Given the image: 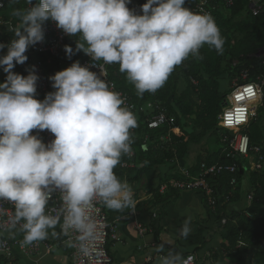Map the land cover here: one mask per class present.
Here are the masks:
<instances>
[{
  "label": "clouds",
  "instance_id": "clouds-1",
  "mask_svg": "<svg viewBox=\"0 0 264 264\" xmlns=\"http://www.w3.org/2000/svg\"><path fill=\"white\" fill-rule=\"evenodd\" d=\"M16 9L19 24L13 38L0 43V201L14 206V214L0 230L19 225L22 247L63 235L67 247L90 257L102 241L105 225L97 218L96 204L110 210L134 208L133 190L114 172L121 157L132 151L134 114L120 94L110 90L99 75L78 61L49 77L54 91L36 98L39 76L35 66L28 74L13 71L23 65L30 46L43 42L45 22L70 37L79 36L76 51L91 61L118 64L139 96L164 86L174 68L198 56L208 45L222 53L224 40L211 15L185 7L186 0H146L140 13L128 7L131 0H27ZM69 58L72 48L65 46ZM33 130H47L54 139L43 142ZM58 196L55 215L46 213ZM0 206V218L7 216ZM22 222V223H21ZM184 219L180 237L191 232ZM59 226L60 232L55 229ZM169 245L170 247H165ZM158 264H192L193 257L172 248L163 239L155 245ZM3 242H0V251Z\"/></svg>",
  "mask_w": 264,
  "mask_h": 264
},
{
  "label": "trees",
  "instance_id": "trees-1",
  "mask_svg": "<svg viewBox=\"0 0 264 264\" xmlns=\"http://www.w3.org/2000/svg\"><path fill=\"white\" fill-rule=\"evenodd\" d=\"M3 1L4 7L0 10V18L4 23L10 22L12 28L19 24V18L13 15L14 10L27 9L30 5L27 0ZM213 4L215 9L212 11V17L224 40L222 53L204 45L199 50L198 56L189 55L180 65L176 66L164 86L155 93L145 92L139 96L134 85L126 79V74L119 71L118 64L107 66L109 79L115 82L119 90L126 92L134 103L149 100L159 103L168 115L175 118V125L178 127L176 131H171L167 125L149 129L145 123V114L135 115L137 126L134 128V132H131L135 151L133 160L135 163H140V173L175 157L181 159L188 148L194 143L198 144L205 134L215 137L216 146L212 150L205 147L204 154L199 156V163L200 161H205L207 164L232 162L225 155L228 147L221 141L222 129L219 126L218 117L228 91L221 90L220 82L225 79L228 82L237 79L230 88L231 90L237 84L254 80L261 71L264 72V5L258 15H253L247 8L246 0H233V4L229 7H226L222 0H215ZM240 15L243 16L236 20ZM235 31L240 33V37L234 36ZM12 38L11 31L4 35L0 34V43L10 41ZM76 41L80 42L78 35L70 37L66 41L67 45L75 52V57L70 58L71 63L86 56L83 51H76ZM35 56L43 61L48 77L61 70L57 59L48 54ZM28 70H30V57L25 64H17L13 69L14 72L25 76L28 74ZM242 72H247L246 80L241 79ZM180 79H183L185 88L178 92L177 84ZM192 81H195L196 84ZM191 92L196 95L194 101L190 100ZM169 131L170 141L165 142L163 136ZM243 132L248 134L252 145L260 146V154L264 158V148L260 144L263 134L257 115L244 128ZM142 145L146 146L142 148ZM250 154L247 160L237 161L238 169L234 173L223 171L214 176L216 189L222 196L232 192L229 199L221 197L218 208L220 206L224 208L230 201L238 200L241 179L248 175L250 168L248 181L249 193L253 195L252 202L256 203L261 199L264 192V173L261 170L263 166L261 169H255L252 162L258 159V156L252 152ZM123 160H125V156L121 157L120 162ZM199 163L190 168L192 173L198 172ZM116 170H121L120 166L116 167ZM177 176L176 172L172 178ZM231 178H235L238 182L236 190H232ZM168 179L160 178L163 182ZM222 217L225 219L223 225L220 223ZM216 224V228L220 229L221 233L227 232L228 235L241 243L232 246L229 253L227 252L234 264L264 263V214L248 217L241 210L228 213L223 211Z\"/></svg>",
  "mask_w": 264,
  "mask_h": 264
},
{
  "label": "built area",
  "instance_id": "built-area-1",
  "mask_svg": "<svg viewBox=\"0 0 264 264\" xmlns=\"http://www.w3.org/2000/svg\"><path fill=\"white\" fill-rule=\"evenodd\" d=\"M215 0H186L185 7H188L191 11L199 14H208L212 16V11L215 9L213 4ZM226 7L233 4V0H222ZM247 8L253 15H258L264 5V0H246ZM146 3V0H131L128 7L135 12L140 13L141 5ZM4 7V1L0 0V10ZM45 38L43 42L30 46L25 55L30 57V69L35 66V71L39 76L37 81L36 96L47 94L54 91L49 80V77L45 71L43 61L36 57L38 54H48L50 57L57 59L58 65L61 70L69 67L72 63L70 58L75 57V52H72L70 58L69 54L65 51L67 45V39L70 36L63 33L62 30L56 28L55 24L48 21L45 22ZM10 41H4L7 44ZM7 52V48L1 50L0 55H4ZM82 66H90V70L96 72L98 75L100 71L105 75L102 77L109 85L110 90L120 94L124 101V106L127 107L133 114L139 115L145 114V123L149 129H157L162 125L169 126L171 131H176L178 127L175 125V118L172 115H168L166 110L161 107L157 102L145 101L142 103H134L130 96L116 87L114 81L109 79L107 66L103 61H91V58L86 55L85 57L77 60ZM264 70V62H263ZM248 77L247 72H242L241 79L246 80ZM237 81V79H236ZM235 81V82H236ZM196 84L195 81H192ZM264 86V72L261 71L254 80L245 81L237 84L233 87L229 94H227L222 102V109L219 115V126L222 129L221 141L228 147L226 151V157H229L232 162L230 163H212L207 164L205 161L199 163V170L195 174L191 172L188 167H181L178 169V176L171 178L168 182L162 183L159 186V192L164 193L169 188L176 191L192 190L199 191L203 194L204 200L207 203L208 208L211 211H216L219 206L221 197L229 199L232 192L222 196L217 189L214 181V176L217 174L228 171L234 173L238 169V160H247L250 157V153H255L258 159L254 160L253 167L255 169H261L264 163L263 155L260 154V146L252 145L248 134L244 133V128L249 124L251 119H254L257 115L259 107L262 105V87ZM250 90V91H249ZM134 132V129H131ZM34 134L40 136L45 143H49L54 139L53 134L47 130L39 131L33 130ZM170 131L163 136L165 142L170 141ZM147 138V137H146ZM133 141V139H132ZM146 145H142L144 148ZM132 151L124 155L125 160L121 161L119 166L121 168H134L136 163L133 160L135 151L133 142L131 144ZM237 180L231 178L230 184L232 190L237 186ZM248 200H253V195L249 193L247 195ZM59 197L56 196L48 208L46 213L55 215L59 208ZM0 206L7 210V216L0 218L3 222H7L9 217L14 214V206L11 202L0 201ZM98 209L97 218L105 225L102 241L99 243L97 249L92 253L90 257H83L76 248H70L71 262L72 264H111L112 258L108 253V241L110 237L114 235L111 233V226L107 219V215L101 204L97 203ZM22 223V222H21ZM220 223L225 224V219L221 218ZM144 229H139L142 232ZM8 233H17L19 236L8 237ZM23 239V232L20 230L19 225L11 231L4 229L0 230V242H3V250L0 251V264H14L16 254L22 253L31 255L37 253L41 247L40 242H34L32 245L22 247L20 241ZM68 239L64 236V241ZM48 247V246H47ZM189 256L193 257L192 264H197V258L194 254H188L184 258Z\"/></svg>",
  "mask_w": 264,
  "mask_h": 264
},
{
  "label": "crops",
  "instance_id": "crops-1",
  "mask_svg": "<svg viewBox=\"0 0 264 264\" xmlns=\"http://www.w3.org/2000/svg\"><path fill=\"white\" fill-rule=\"evenodd\" d=\"M10 29L11 26L7 32ZM0 71V82H3L6 74L2 69ZM224 82L227 87L225 83L221 84L223 91H228L227 89L232 86H228V81ZM184 88L185 85L180 90L177 88L178 92ZM262 91L261 103L263 104ZM45 96L46 94L41 97L36 96V98L43 100ZM204 151V148L199 149V145L196 148L190 146L181 159L175 157L143 173L139 172L140 163L137 161V166L134 168L120 167L119 171L114 169L117 177L121 181H126L132 188L135 206L123 211L110 210L103 206L112 228L111 233L114 235L109 238L107 246L112 258L111 264H158L159 256L167 254V248L163 253L155 251V245L161 243L163 239L171 240L172 248L182 253L184 257L191 253L194 254L197 264H234L228 256L229 249L241 243L227 232L223 231L222 234L214 224L216 225L218 216L222 215L223 211L228 213L241 210L248 217L262 216L264 214V192L256 203L248 200L250 186L248 184V187L244 188L245 178H242L238 200L230 201L224 208L220 206L216 211H211L206 205L203 194L199 191H175L169 188L164 193H160L158 189L159 185L168 182L179 168H192L197 165L199 156L203 155ZM253 163L254 161L252 166ZM116 167L119 168V166ZM263 169L264 167L261 170ZM161 177L169 179L162 182ZM187 217L191 218V232L187 238H183L179 236L178 230ZM139 229L144 230L139 232ZM51 231L49 230L48 239L41 241V247L37 253L26 255L18 252L14 264H72L70 248L65 245L64 236L53 237ZM55 231L60 232L59 226ZM6 236L19 235L8 233ZM165 247L170 246L165 245ZM252 264L264 263L253 262Z\"/></svg>",
  "mask_w": 264,
  "mask_h": 264
},
{
  "label": "rangeland",
  "instance_id": "rangeland-1",
  "mask_svg": "<svg viewBox=\"0 0 264 264\" xmlns=\"http://www.w3.org/2000/svg\"><path fill=\"white\" fill-rule=\"evenodd\" d=\"M12 2H19V1H21V0H11ZM241 16H243V15H240V16H238V18H236V20L237 19H239V17H241ZM10 28V22H7V23H4V22H2L1 21V18H0V31H2L0 34L1 35H4V34H6L7 33V29H9ZM242 35V34H241ZM234 36H236V37H240V33H238L237 31H235L234 32ZM223 65H225V62H223ZM1 72V71H0ZM226 81H227V79H225ZM224 80V81H225ZM223 80L220 82V88H221V90L223 91L224 89L222 88L223 87V85H221V84H226V82H224ZM235 81H236V79H233V80H231L230 82H227L228 83V86L230 85V86H232L234 83H235ZM178 89L180 90V89H182V87L185 85V83H184V81H183V79H180L179 81H178ZM226 87H227V84L225 85ZM225 87V88H226ZM177 89V90H178ZM263 94H264V86H263ZM228 90V94L230 93V89L228 88L227 89ZM195 98H196V95H195V93H190V100H195ZM263 106H264V102H263V104H262V106L258 109V112H257V116H258V121H259V123H260V125H261V131H262V134H263V136H262V140H260V144L263 146V148H264V108H263ZM220 115V114H219ZM219 118V117H218ZM256 118V117H255ZM199 145V149H203V148H205V147H207L208 149H210V150H212V148L213 147H215L216 146V139H215V137L213 136V135H208V134H205V135H203L202 136V138L200 139V142L198 143V144H193V145H191V146H193V148H196L197 146ZM200 147H202V148H200ZM206 148V149H207ZM263 167H264V165H263ZM249 172H251V168H250V171ZM247 173L248 175L250 174V173ZM262 172L264 173V169L262 170ZM248 175H246V177H245V175H244V177H245V181H244V179H243V187L245 188H247L248 187V184H249V181H248ZM248 181V182H247ZM234 190H236V188L234 189ZM242 192L243 193H245L244 192V190L242 189ZM239 193H240V190H239ZM218 216V215H217ZM219 217V216H218ZM223 218V217H222ZM214 226L216 227L217 226V224L215 225L214 224Z\"/></svg>",
  "mask_w": 264,
  "mask_h": 264
},
{
  "label": "bare ground",
  "instance_id": "bare-ground-1",
  "mask_svg": "<svg viewBox=\"0 0 264 264\" xmlns=\"http://www.w3.org/2000/svg\"><path fill=\"white\" fill-rule=\"evenodd\" d=\"M163 182V181H162ZM160 186V185H159Z\"/></svg>",
  "mask_w": 264,
  "mask_h": 264
},
{
  "label": "snow or ice",
  "instance_id": "snow-or-ice-1",
  "mask_svg": "<svg viewBox=\"0 0 264 264\" xmlns=\"http://www.w3.org/2000/svg\"><path fill=\"white\" fill-rule=\"evenodd\" d=\"M250 91V90H249Z\"/></svg>",
  "mask_w": 264,
  "mask_h": 264
}]
</instances>
